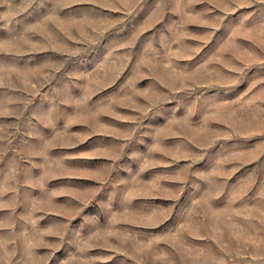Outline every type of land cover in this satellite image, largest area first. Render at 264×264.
I'll return each mask as SVG.
<instances>
[{
  "label": "rangeland",
  "instance_id": "obj_1",
  "mask_svg": "<svg viewBox=\"0 0 264 264\" xmlns=\"http://www.w3.org/2000/svg\"><path fill=\"white\" fill-rule=\"evenodd\" d=\"M0 264H264V0H0Z\"/></svg>",
  "mask_w": 264,
  "mask_h": 264
}]
</instances>
